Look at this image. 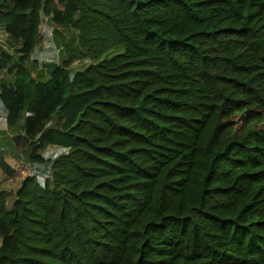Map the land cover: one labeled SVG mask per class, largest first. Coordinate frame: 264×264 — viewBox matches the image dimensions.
I'll use <instances>...</instances> for the list:
<instances>
[{
    "label": "trees",
    "instance_id": "16d2710c",
    "mask_svg": "<svg viewBox=\"0 0 264 264\" xmlns=\"http://www.w3.org/2000/svg\"><path fill=\"white\" fill-rule=\"evenodd\" d=\"M0 27V264H264V0H0ZM130 55L166 72L94 81Z\"/></svg>",
    "mask_w": 264,
    "mask_h": 264
},
{
    "label": "rangeland",
    "instance_id": "374dc122",
    "mask_svg": "<svg viewBox=\"0 0 264 264\" xmlns=\"http://www.w3.org/2000/svg\"><path fill=\"white\" fill-rule=\"evenodd\" d=\"M40 31L44 35L42 43L43 46L46 49V55L49 59V61H55V62H63L60 60L59 54L56 52L57 48L61 47L60 54L66 55L69 53V51L72 49L73 45L65 46L64 44L60 43V33L53 32V26L50 25L45 20L42 21L40 26ZM66 36L72 37V34L70 32H66ZM0 42L4 43V37L2 35V28L0 27ZM142 55H130V56H123L120 58H117L113 62L109 63H103V64H97L94 66V68L90 71L93 79L95 82L98 83H109V82H116V81H122L129 79L131 77H141L144 76L145 72L147 73V70L154 69L161 71L163 73L166 72L164 70V65L158 62L154 59H144ZM67 62V63H65ZM65 62H63L62 65L69 66L72 70H78L82 69L88 65V63H83L81 65L76 64L74 59L72 57H68ZM143 70V71H140ZM4 110L2 109L0 105V145H4V141L2 139H6L9 135L8 129L6 127V124L4 122ZM7 130V131H6ZM6 133L3 134V133ZM3 134V135H2ZM52 152L51 148H46L42 150V153L48 154ZM6 162L11 166L12 169L15 170L17 168V163L15 162V159L10 157L5 158ZM13 179V178H12Z\"/></svg>",
    "mask_w": 264,
    "mask_h": 264
},
{
    "label": "crops",
    "instance_id": "0c3cea01",
    "mask_svg": "<svg viewBox=\"0 0 264 264\" xmlns=\"http://www.w3.org/2000/svg\"><path fill=\"white\" fill-rule=\"evenodd\" d=\"M44 48V50H45V47L43 46V44H40V48ZM61 48V47H60ZM65 63H67V62H65ZM68 64V63H67ZM40 69V67H38V68H36V70H39ZM0 131H4L3 129L2 130H0ZM7 131V130H6ZM3 134H5L6 135V133L4 132ZM2 134V135H3ZM2 141H4V139H2Z\"/></svg>",
    "mask_w": 264,
    "mask_h": 264
},
{
    "label": "water",
    "instance_id": "95a60500",
    "mask_svg": "<svg viewBox=\"0 0 264 264\" xmlns=\"http://www.w3.org/2000/svg\"><path fill=\"white\" fill-rule=\"evenodd\" d=\"M0 49L7 51V47L4 46L1 42H0ZM10 54H12V51L10 52Z\"/></svg>",
    "mask_w": 264,
    "mask_h": 264
},
{
    "label": "built area",
    "instance_id": "2783aa9c",
    "mask_svg": "<svg viewBox=\"0 0 264 264\" xmlns=\"http://www.w3.org/2000/svg\"><path fill=\"white\" fill-rule=\"evenodd\" d=\"M59 50H60V48H57V49H56V52H58Z\"/></svg>",
    "mask_w": 264,
    "mask_h": 264
}]
</instances>
